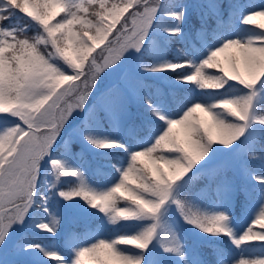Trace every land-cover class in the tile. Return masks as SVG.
Instances as JSON below:
<instances>
[{
	"label": "snow or ice",
	"instance_id": "1",
	"mask_svg": "<svg viewBox=\"0 0 264 264\" xmlns=\"http://www.w3.org/2000/svg\"><path fill=\"white\" fill-rule=\"evenodd\" d=\"M0 264H264V0H0Z\"/></svg>",
	"mask_w": 264,
	"mask_h": 264
},
{
	"label": "trees",
	"instance_id": "2",
	"mask_svg": "<svg viewBox=\"0 0 264 264\" xmlns=\"http://www.w3.org/2000/svg\"><path fill=\"white\" fill-rule=\"evenodd\" d=\"M245 2H246V0H245ZM257 2H259V0H257ZM177 47H179V45H177ZM77 234H78V235L80 234L79 230H78ZM40 242H42V243H47L46 240H41Z\"/></svg>",
	"mask_w": 264,
	"mask_h": 264
}]
</instances>
